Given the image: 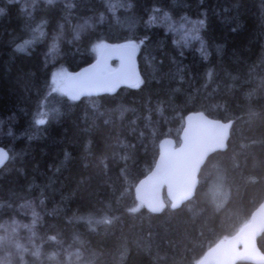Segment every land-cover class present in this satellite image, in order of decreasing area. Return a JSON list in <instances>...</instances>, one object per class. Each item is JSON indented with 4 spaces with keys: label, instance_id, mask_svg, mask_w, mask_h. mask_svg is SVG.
<instances>
[{
    "label": "trees",
    "instance_id": "trees-1",
    "mask_svg": "<svg viewBox=\"0 0 264 264\" xmlns=\"http://www.w3.org/2000/svg\"><path fill=\"white\" fill-rule=\"evenodd\" d=\"M125 1L111 14L106 0H52L30 13L22 0H0V146L10 154L0 224L30 202L39 207L33 251L0 264H64L70 254L76 264H197L264 200V0ZM160 12L203 20V53H181L154 23ZM90 17L104 19L75 44L78 22ZM52 36L58 56L46 63ZM101 43L138 46L140 84L78 98L56 92L53 72L92 63ZM198 111L232 121L227 149L209 156L193 199L152 213L135 187L160 142L179 144L185 117ZM258 243L264 252V234Z\"/></svg>",
    "mask_w": 264,
    "mask_h": 264
},
{
    "label": "water",
    "instance_id": "water-1",
    "mask_svg": "<svg viewBox=\"0 0 264 264\" xmlns=\"http://www.w3.org/2000/svg\"><path fill=\"white\" fill-rule=\"evenodd\" d=\"M138 48L128 44H106L94 62L69 74L65 84L78 98L113 93L120 86L134 87L141 76L137 65ZM118 61L110 71L112 62ZM232 122L212 118L203 112H193L185 118L180 144L172 138L160 143V153L153 169L136 187L137 200L152 213H162L165 196L172 208H181L193 199L199 185V174L209 156L227 149ZM10 158L0 146V169ZM264 234V200L247 222L234 235L212 246L197 264H237L239 261L264 264V252L259 238Z\"/></svg>",
    "mask_w": 264,
    "mask_h": 264
},
{
    "label": "rangeland",
    "instance_id": "rangeland-1",
    "mask_svg": "<svg viewBox=\"0 0 264 264\" xmlns=\"http://www.w3.org/2000/svg\"><path fill=\"white\" fill-rule=\"evenodd\" d=\"M23 7L26 13L38 6L39 3L48 2L52 0H22ZM111 14H117L120 10L129 6L125 0H106ZM32 12V11H31ZM103 17H93L84 21H79L73 38V42L78 44L79 39L83 32L95 27L97 23L102 22ZM154 23L163 27L167 32L172 34L173 40L181 53L188 50L195 49L203 53L204 40L202 37V29L204 21L201 19H185L182 22H174L166 12L155 13L153 16ZM57 38L52 36L47 45L42 50V55L46 63H53L57 56ZM105 43L97 45L96 50L99 54ZM118 64L112 65L110 70H114ZM70 73L65 69H56L53 72L52 81L56 92L68 96L73 95L69 92L65 79ZM4 132V123H0V137ZM219 181V180H218ZM214 202L217 206L221 207L224 204L225 192L222 183L216 182L214 187ZM39 207L33 202L24 205L21 208V217L15 218L11 221L0 224V256L4 259L15 255L20 250L33 251L34 241L38 232L36 231V220L38 219ZM78 257L76 254L67 256L64 264H76Z\"/></svg>",
    "mask_w": 264,
    "mask_h": 264
},
{
    "label": "bare ground",
    "instance_id": "bare-ground-1",
    "mask_svg": "<svg viewBox=\"0 0 264 264\" xmlns=\"http://www.w3.org/2000/svg\"><path fill=\"white\" fill-rule=\"evenodd\" d=\"M121 44H128V45H133V46H135V47H137L138 48V46H136V45H134V44H129V43H121ZM138 50H139V48H138ZM101 53V52H100ZM100 53L97 55V57L100 55ZM137 55H138V51H137ZM96 57V58H97ZM137 59V58H136ZM96 60V59H95ZM94 60V61H95ZM93 61V62H94ZM91 64V63H90ZM89 65V64H88ZM138 65V64H137ZM87 66V65H86ZM85 67V66H84ZM83 68V67H82ZM81 68V69H82ZM80 70V69H79ZM140 73V72H139ZM141 76V75H140ZM140 82H141V79H140ZM140 82H139V84H140ZM70 92V91H69ZM74 97V96H73ZM198 112H201V111H198ZM191 113H193V112H191ZM204 113V112H203ZM190 114V113H189ZM207 115V114H206ZM187 117V116H186ZM185 117V118H186ZM228 122H230V121H228ZM232 122V121H231ZM184 124H185V121H184ZM182 133V132H181ZM181 136V135H180ZM165 139V138H164ZM173 139V138H172ZM180 142H181V140H180ZM161 143V142H160ZM176 144H177V142H176ZM180 144V143H179ZM179 144H177V145H179ZM10 159V158H9ZM9 161V160H8ZM7 164V163H6ZM197 191V190H196ZM165 202H166V205H167V202H170L171 203V206H172V202L171 201H169L168 199H167V197L165 196ZM142 204V203H141ZM143 205V204H142ZM144 206V205H143ZM145 207V206H144ZM146 208V207H145ZM147 209V208H146ZM148 210V209H147ZM151 212V211H150ZM156 214V213H155ZM160 214V213H159ZM199 262V261H198ZM197 262V263H198Z\"/></svg>",
    "mask_w": 264,
    "mask_h": 264
},
{
    "label": "snow or ice",
    "instance_id": "snow-or-ice-1",
    "mask_svg": "<svg viewBox=\"0 0 264 264\" xmlns=\"http://www.w3.org/2000/svg\"><path fill=\"white\" fill-rule=\"evenodd\" d=\"M40 123H44V121H40Z\"/></svg>",
    "mask_w": 264,
    "mask_h": 264
}]
</instances>
